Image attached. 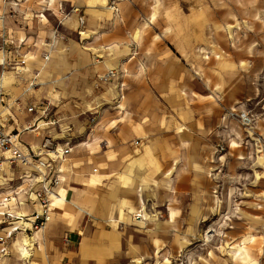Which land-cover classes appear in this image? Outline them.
<instances>
[{"label":"crops","instance_id":"1","mask_svg":"<svg viewBox=\"0 0 264 264\" xmlns=\"http://www.w3.org/2000/svg\"><path fill=\"white\" fill-rule=\"evenodd\" d=\"M13 1L0 0V118L8 132L19 130L26 149L45 137L72 147L53 219L37 233L47 264H156L190 248L203 230L195 225L218 213L219 179L212 176L223 159L240 176L229 166L232 144L238 160L250 158V146L252 158L264 157L228 119L229 109H245L249 99L260 104L253 105L260 113L255 132L264 143V95L258 80L230 61L227 43H213L218 25L211 4L196 0L185 12L180 0ZM109 69L122 74L98 82ZM8 77L16 90L6 86ZM219 144L227 149L221 159ZM260 172L245 175L249 194L264 187ZM10 173L13 183L3 180ZM19 174L16 165L0 170V198ZM222 197L224 209L225 188ZM23 199L18 194L10 206L28 215L32 205ZM246 204L243 199L232 223L246 220L259 232L262 215L246 214ZM142 206L151 214L146 223L115 222ZM218 241L209 245L206 263L217 255ZM11 252L12 242L0 261Z\"/></svg>","mask_w":264,"mask_h":264},{"label":"built area","instance_id":"2","mask_svg":"<svg viewBox=\"0 0 264 264\" xmlns=\"http://www.w3.org/2000/svg\"><path fill=\"white\" fill-rule=\"evenodd\" d=\"M13 2L17 4L15 1ZM111 7L116 11L114 5ZM48 57V55H45V58ZM23 64H25L24 59L20 60V65ZM16 70L21 72L22 68L17 66ZM118 73L122 74V71H120V69H109L98 77V81L108 83ZM263 106L264 104H262V107ZM35 108V104L30 105L28 111H33ZM46 109L47 107L44 108L42 112L45 113ZM226 113L228 117L236 119L246 133L251 132L258 115L253 108L240 112L228 110ZM52 123H55L54 119H52ZM31 127L32 125L28 124L24 129H30ZM69 129H71V127L66 128V130ZM256 134L252 136L248 135L244 143L250 141L255 147V152L261 153L264 149L263 139L260 135ZM71 150V146L66 144L62 145L51 137H45L40 145L32 149H26L22 146L19 139V130L16 132H8L0 118V170L4 169L6 166H18V172L20 174L17 180L21 181L6 195L0 198L1 256L10 254V244L18 232L23 233L24 237H26L25 241L31 240L30 243H33L27 245L24 241V250L29 249L31 253L33 252L34 236H36L37 232L43 231L47 224L53 219V211L55 208L53 201L58 195L56 189L62 181L64 165ZM225 151L226 146L219 144V159L222 158ZM249 157H251V155H249ZM226 163V159H223L212 176L214 179H219L216 188L213 190L218 213L205 224L202 233L197 237L194 244L176 255L175 261L177 264H195L196 259L194 254L196 255V251L199 250L200 247H207L212 241L224 237V230L229 222L234 218L239 219L241 217L242 202L248 194L246 190L248 187L246 183L247 180L243 174H238L240 175L239 177L230 174L226 170ZM223 188L227 190V199L229 201V205L224 207V209L222 207ZM20 193L25 196V199H23L21 203L30 202L32 205V212L28 215L16 213L10 206L11 202ZM150 218L151 214L147 207L142 206L139 210L131 214L123 215L121 219H117L115 222L119 227H122L128 224L129 221H136L144 224L149 221Z\"/></svg>","mask_w":264,"mask_h":264},{"label":"rangeland","instance_id":"3","mask_svg":"<svg viewBox=\"0 0 264 264\" xmlns=\"http://www.w3.org/2000/svg\"><path fill=\"white\" fill-rule=\"evenodd\" d=\"M180 1L182 3L181 10L185 12L191 10V8L194 7V3L196 2V0ZM207 1L211 4L213 13L216 15V19H214V22L218 25V30L213 32L211 36V39L214 40L213 43H227L228 57L230 58V61H234V59L235 61H238L240 68L244 70L246 76L255 78L254 80H258L256 85H258V89L260 90L259 95H264V0ZM221 40L223 42H220ZM209 51H216V49H208L207 52ZM116 54L119 55V52L115 53V55ZM2 72L3 68L0 66V78ZM5 75L7 76L11 74L5 73ZM4 79L6 82L5 84L8 88L16 90L14 87V81L11 77ZM247 102L249 103V107L245 109L229 110H236L240 112L253 108L257 112L258 115L251 132L246 133V131L243 130L244 134L252 136L253 134H256V121L260 115L258 110L253 105L255 104L260 107V104L253 103L252 99L247 100ZM228 119L236 122V124L239 125L236 119L231 117H228ZM232 146L233 147H230L229 151V154L232 155V159H230L229 161V166H232L237 174L243 175H247V172H252L253 174H255L261 170L259 175V178L261 179L260 184L261 186H264V157L261 156L260 158H258V160H256L251 156L250 158L244 160H238L234 156L237 153V150L234 147V144H232ZM247 151L248 153H250V155L253 154L252 146L247 148L246 152ZM11 175V173L7 174L3 177V180L7 178L9 179V183H13ZM246 180L248 186V183L250 181L248 178ZM2 184L4 183L0 182V185ZM251 190V193L249 194L248 192V196L246 195L244 199L247 201L245 212L246 214H249V216L253 215V213L262 215L257 217L261 219L259 232L252 226L251 222L249 223V221L240 220L239 222L232 223L237 219L234 218L226 226V228L231 227L229 230L231 238L226 239L224 236L221 239H217L219 240L217 242V255H214L213 259L207 261L206 263L204 261V256L206 255V251L208 250L211 243L207 247L202 246L199 248V250L196 251V255L194 254V257L196 259L195 264H264V187L258 189H256L255 187H251ZM256 191L261 192L258 196H261V203H263L261 204L259 210L253 208L255 205L253 203V200L255 199L254 196L256 195ZM205 224L206 223L204 222L197 223L195 225L196 229L199 230L201 228H204ZM226 228L224 232L226 231ZM234 232H239V238L235 239L232 237L231 233ZM254 234V238L251 239V235ZM36 236L38 237V234H36ZM25 240L26 237H24L23 233H20L18 237H15L12 241V252L10 257L6 258L3 261H0V264H47L48 260L47 257L44 256L41 252L39 239L34 240V248L30 257L26 258L22 255V252L24 250L23 242ZM175 258L176 255L167 256L164 259L159 258L155 262L156 264H177Z\"/></svg>","mask_w":264,"mask_h":264},{"label":"bare ground","instance_id":"4","mask_svg":"<svg viewBox=\"0 0 264 264\" xmlns=\"http://www.w3.org/2000/svg\"><path fill=\"white\" fill-rule=\"evenodd\" d=\"M205 89V88H204ZM206 90V89H205ZM116 107L117 108H119V109H122L123 108V104L122 103H120V104H118V105H116ZM38 233V232H37ZM36 233V234H37ZM34 240L36 239H38V237L37 236H34V238H33ZM26 242V244L27 245H30V244H33V243H30L31 242V240H29V241H25ZM22 255L24 256V257H30L31 255H32V253H31V250H29V249H25L24 251H23V253H22Z\"/></svg>","mask_w":264,"mask_h":264}]
</instances>
